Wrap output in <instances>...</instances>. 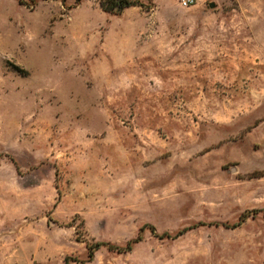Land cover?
Listing matches in <instances>:
<instances>
[{"label": "rangeland", "instance_id": "obj_1", "mask_svg": "<svg viewBox=\"0 0 264 264\" xmlns=\"http://www.w3.org/2000/svg\"><path fill=\"white\" fill-rule=\"evenodd\" d=\"M102 1L0 0V264H264V0Z\"/></svg>", "mask_w": 264, "mask_h": 264}, {"label": "trees", "instance_id": "obj_2", "mask_svg": "<svg viewBox=\"0 0 264 264\" xmlns=\"http://www.w3.org/2000/svg\"><path fill=\"white\" fill-rule=\"evenodd\" d=\"M102 5L107 10H116L122 11L123 9L130 7V6H137L142 5L140 0H104L102 1ZM180 234V233H179ZM104 243H97V247L103 245ZM131 247L130 243L128 244L127 248H117L118 250H129ZM91 258V255H90Z\"/></svg>", "mask_w": 264, "mask_h": 264}, {"label": "built area", "instance_id": "obj_3", "mask_svg": "<svg viewBox=\"0 0 264 264\" xmlns=\"http://www.w3.org/2000/svg\"><path fill=\"white\" fill-rule=\"evenodd\" d=\"M192 2V0L184 1V5H189Z\"/></svg>", "mask_w": 264, "mask_h": 264}, {"label": "water", "instance_id": "obj_4", "mask_svg": "<svg viewBox=\"0 0 264 264\" xmlns=\"http://www.w3.org/2000/svg\"><path fill=\"white\" fill-rule=\"evenodd\" d=\"M212 6H214V4H212Z\"/></svg>", "mask_w": 264, "mask_h": 264}]
</instances>
